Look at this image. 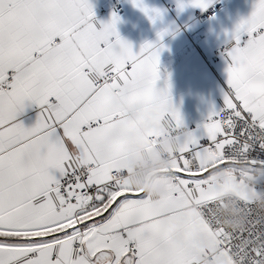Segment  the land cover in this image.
Listing matches in <instances>:
<instances>
[{"label":"snow or ice","instance_id":"1","mask_svg":"<svg viewBox=\"0 0 264 264\" xmlns=\"http://www.w3.org/2000/svg\"><path fill=\"white\" fill-rule=\"evenodd\" d=\"M131 2L152 24L163 16ZM214 2L190 6L207 11ZM120 22L115 12L98 22L91 0H0V264H192L191 247L169 235L185 206L233 264H264V209L241 196L246 228L231 232L215 215L209 182V161L264 166V0L229 34L222 107L210 109L200 135L172 101L171 74L157 87L163 46L134 50ZM154 90L164 97L156 114L181 143L159 202L121 179L134 127L126 106ZM29 110L37 116L26 126Z\"/></svg>","mask_w":264,"mask_h":264},{"label":"crops","instance_id":"2","mask_svg":"<svg viewBox=\"0 0 264 264\" xmlns=\"http://www.w3.org/2000/svg\"><path fill=\"white\" fill-rule=\"evenodd\" d=\"M122 1L127 13L125 17H120L121 22L118 24L121 37L131 43L136 51L147 43L163 46L159 65L162 79L157 87L164 88V80L171 74L172 101L180 108L189 130L197 131L200 126V132L197 133L200 135L210 109L213 106L217 110L222 107V90L227 87L225 59L216 63L209 60L207 55L217 46L228 45L229 34L241 20L251 15L255 0H224L225 4L217 15L204 25H200L197 20V15L204 10L191 7V0H144L149 8L159 9L163 13L155 24L134 7L131 0ZM91 2L97 21L109 22L114 12L109 5L110 0ZM180 3L186 5L183 11L179 9ZM161 32L168 33L163 41L158 35ZM194 39L195 45L189 48L188 45ZM110 99L113 104L121 103L119 94H113ZM163 101L162 94L154 90L132 100L125 109L126 116L134 127L133 138L124 149L128 174L122 181L157 202L165 198L167 183L171 177L169 168L161 163V155L164 152L174 155L181 149L178 136L173 143L165 142L159 146L142 143L172 127L170 121L156 114L155 110ZM36 116V110H29L22 119L26 126H31ZM137 165L142 168L136 169ZM169 166L172 169V159ZM209 167V182L217 193L216 198L229 194L247 199L258 196L257 186L264 180V175L259 182L257 175L264 166L257 167V172H254L251 163L247 161H231L227 166L209 161ZM152 188H158L159 191L150 190ZM169 235L176 244L191 247L192 264H201L207 250H218L217 237L201 225L198 211L191 206L183 207L171 220ZM229 263L230 257L226 251L221 250L213 255L212 264Z\"/></svg>","mask_w":264,"mask_h":264},{"label":"built area","instance_id":"3","mask_svg":"<svg viewBox=\"0 0 264 264\" xmlns=\"http://www.w3.org/2000/svg\"><path fill=\"white\" fill-rule=\"evenodd\" d=\"M224 0H218L212 7H210L207 11H203L197 17L198 22L203 25L208 23L212 18H214L220 9L224 6ZM109 5L112 7L113 11L119 17L126 16V8L124 6V2L122 0H110ZM195 45V41L191 43V46ZM228 45H220L217 46L214 50L215 54L207 55L208 59L213 62H219L221 59H224L222 53L227 49ZM179 136V132L172 127L168 128L165 132L161 135H155L151 137H155V139L151 142L153 146H159L163 143H173L174 139ZM202 145L207 146L208 141L204 139L201 141ZM177 152L174 153V155ZM174 155L170 152H164L161 156V163L163 166L168 167L170 170V174L172 175V170L169 166V161L173 159ZM244 161V160H238ZM140 165L136 166V169H141ZM254 172L257 171L256 168H252ZM126 176H122L121 179L123 180ZM264 180L260 183L259 188L260 194L256 198L252 200H247L248 203L256 204L261 209H264ZM217 200V207L215 209V215L219 218V222L221 223L222 227L225 229L230 230L231 232H240L246 228V221H247V214L243 208L240 207V198L234 195H227L223 197L216 198ZM198 215L201 217V214L198 212ZM220 242V241H219ZM246 244L249 243L248 241L245 242ZM220 247L221 242H220ZM228 253V252H227ZM213 255L214 252L211 250H207L206 254L203 255L201 264H212L213 263ZM232 264H233V257L228 253Z\"/></svg>","mask_w":264,"mask_h":264},{"label":"rangeland","instance_id":"4","mask_svg":"<svg viewBox=\"0 0 264 264\" xmlns=\"http://www.w3.org/2000/svg\"><path fill=\"white\" fill-rule=\"evenodd\" d=\"M216 48V47H215ZM215 50V49H214ZM214 50L212 51V53H210L209 55H212V54H215L214 53ZM263 169L264 168H260V170H259V173H258V177H257V181L259 182V181H261L262 180V178H263V173H264V171H263ZM217 240H218V238H217ZM221 250H224L225 251V249L224 248H221L220 247V242H219V240H218V250H217V252H215V251H213L214 252V254H217L219 251H221ZM227 252V251H226ZM229 264H232V261H231V259H230V263Z\"/></svg>","mask_w":264,"mask_h":264},{"label":"clouds","instance_id":"5","mask_svg":"<svg viewBox=\"0 0 264 264\" xmlns=\"http://www.w3.org/2000/svg\"><path fill=\"white\" fill-rule=\"evenodd\" d=\"M150 190H152V191H159L158 188H152V189H150Z\"/></svg>","mask_w":264,"mask_h":264}]
</instances>
